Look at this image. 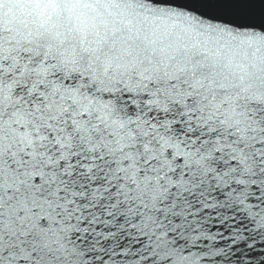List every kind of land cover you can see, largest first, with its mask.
<instances>
[{
	"label": "snow or ice",
	"instance_id": "1",
	"mask_svg": "<svg viewBox=\"0 0 264 264\" xmlns=\"http://www.w3.org/2000/svg\"><path fill=\"white\" fill-rule=\"evenodd\" d=\"M0 264H264V0H0Z\"/></svg>",
	"mask_w": 264,
	"mask_h": 264
}]
</instances>
